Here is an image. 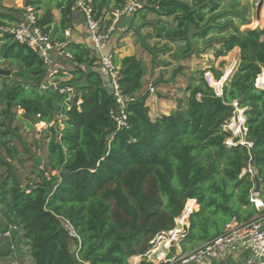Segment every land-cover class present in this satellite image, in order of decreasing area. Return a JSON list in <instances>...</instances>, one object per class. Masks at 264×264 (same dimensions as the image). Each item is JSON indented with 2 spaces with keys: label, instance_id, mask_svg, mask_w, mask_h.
I'll list each match as a JSON object with an SVG mask.
<instances>
[{
  "label": "trees",
  "instance_id": "trees-1",
  "mask_svg": "<svg viewBox=\"0 0 264 264\" xmlns=\"http://www.w3.org/2000/svg\"><path fill=\"white\" fill-rule=\"evenodd\" d=\"M127 2L90 0L100 31L110 24V12ZM141 3L124 17H138L153 29L155 39L175 45L169 48L171 60L188 62L208 50L220 58L237 48L239 61L221 96L206 84L204 73L219 80L222 72L214 67L196 70L187 77L176 108L151 120L145 105L149 93L142 94L147 75L143 59L111 54L125 99L126 126L117 131L112 114L119 105L98 55L90 43L71 42L64 35L75 1L24 0L23 8L14 9L0 0V27L19 23L30 7L36 25L52 33L57 50L70 56L65 58L67 80L54 87L47 81L50 70L34 50L10 34L0 37V68L11 73L0 76V148L6 152L0 158V244L8 246L2 258L13 254L10 246H15L20 248L15 258L19 264H130L132 257L144 256L158 232L172 228L189 199L198 208L189 216L179 246L181 252L192 251L220 236L230 220L245 221L256 214L249 201L254 184L248 165L260 180L257 197L264 205V89L255 87L264 68V20L241 31L239 26L250 22L240 18L236 24L238 13L220 10V0ZM261 9L264 13V2ZM53 10L59 13L57 23ZM148 14L157 20L145 22ZM110 39L105 53L110 52ZM65 88L72 92H60ZM233 103L244 109L250 148L224 144L231 138L226 125ZM59 115L62 129L55 125L37 132L44 134L45 161L40 165L35 159V170L22 179L12 144L19 139L14 122L34 130L38 122L49 124ZM7 232L10 238L2 237Z\"/></svg>",
  "mask_w": 264,
  "mask_h": 264
},
{
  "label": "built area",
  "instance_id": "built-area-1",
  "mask_svg": "<svg viewBox=\"0 0 264 264\" xmlns=\"http://www.w3.org/2000/svg\"><path fill=\"white\" fill-rule=\"evenodd\" d=\"M74 1L84 19L87 30V43L92 45L95 54L98 55L100 69L106 75L114 96L118 101V111L112 114V117L115 120L116 130L120 131L126 126V115L124 114L125 99L121 96L116 83L117 68L112 62V55L111 53H105V50L107 49L110 36L121 18L141 8V0H128L122 8L112 10L108 15L110 24L102 31H100V23L95 19V13L90 0ZM181 1L190 2L191 0ZM261 1L264 2V0ZM5 33L12 35L15 42L34 50L47 69L51 68L55 54L70 58L69 54L59 52L57 50L58 45L52 42L51 36L48 33L42 32L36 25V17L30 7L25 9V13L19 23L10 27H0V37ZM64 35L67 37L68 31H65ZM229 73L230 71L219 80H215L210 72L204 73L206 84L212 88L216 96H221L223 84L228 78ZM255 87L264 89V68L261 69L255 79ZM60 92L71 93L72 89H61ZM232 106V116L226 125V129L230 132L231 138L227 139L224 144L227 147L240 144L250 148L251 143L245 141L247 129L245 126L246 118L244 116V109L239 108L237 103H233ZM61 120L62 116L59 115L54 122L49 124L38 122L36 125H39L41 129H47L55 125L57 128L62 129ZM246 171L252 178L253 171L250 165H248ZM257 196L251 191L249 201L253 204L257 212L250 219L245 221L232 219L225 224L223 233L220 236L200 245L192 251L181 252L179 244L186 236L189 228V216L198 208L195 200H187L181 213L174 218L172 228L158 232L150 242V247L144 256L132 257L129 263L264 264V205ZM64 227L69 232V235L73 236L72 230L67 222H65ZM2 237L10 238V234L7 232ZM10 249L14 252L15 248L14 246H10ZM11 264L19 263L15 259Z\"/></svg>",
  "mask_w": 264,
  "mask_h": 264
},
{
  "label": "rangeland",
  "instance_id": "rangeland-1",
  "mask_svg": "<svg viewBox=\"0 0 264 264\" xmlns=\"http://www.w3.org/2000/svg\"><path fill=\"white\" fill-rule=\"evenodd\" d=\"M260 1L261 0H220V10H226L228 12L234 10V12L238 13L239 18L233 19L238 25L240 18L248 20L250 22L249 25L239 26L241 31L247 28L254 29L258 27L256 25L259 24L260 21L264 20V13L261 9L262 4L257 17V6ZM1 4L6 8L16 9L15 6H10L12 0H1ZM52 12L56 14V11L53 10ZM156 20V16L148 14L145 22H155ZM143 24L144 22L138 17H136L135 20L132 16L123 17L117 25L115 33L111 35L113 41L110 45V50L111 54L118 58L122 57L124 54H133L143 59L147 67V75L143 80L142 94L146 92L149 93V98L145 105L149 108V117L151 120L161 115H167L176 108V101L184 98L182 90L185 88L187 77L191 72L214 67L221 71L223 76L226 71L231 70V73H229V76H231L238 66L239 50L237 48L220 58H215L212 50H208L205 54L192 57L188 62H175L171 60L169 54V48H173L175 45L155 39L153 29L145 27ZM50 35L53 38L52 33ZM214 48H218V45H214ZM6 66H8V64ZM180 66L184 67L181 72L182 74L177 72ZM97 67L99 66L97 65ZM66 77L67 76H64V78ZM62 80L63 79L54 81L55 86L66 81V79ZM15 127L18 129L17 134L19 139L15 138L12 144L17 150L15 157L20 160L21 163L19 165L21 166H17L15 162L14 166L18 167L19 174H21V178L23 179L25 177L23 174L27 175L35 170V159L40 161V165L45 161L46 143L43 141V132L40 134L37 133L43 130L39 125H36L33 130L23 123L16 121L13 124V128ZM3 157H6V152L0 148V158ZM23 186H26V184ZM14 245H16L15 242ZM6 247L8 246L1 243L0 253L7 250ZM14 248V253L8 257L2 258L0 256V264H11L12 261H15V258H17L20 253V248L19 250L18 248L16 250L15 246ZM70 249L71 252L75 250L73 242H71ZM24 250L21 249L22 252ZM28 260L27 258L24 261L26 262Z\"/></svg>",
  "mask_w": 264,
  "mask_h": 264
},
{
  "label": "crops",
  "instance_id": "crops-1",
  "mask_svg": "<svg viewBox=\"0 0 264 264\" xmlns=\"http://www.w3.org/2000/svg\"><path fill=\"white\" fill-rule=\"evenodd\" d=\"M23 1L24 0H12V4H10V6L11 7L15 6L16 9L23 8ZM54 11H56V14H53L54 20L57 23V21L59 19V13L57 10H54ZM66 31H68L67 39L69 41L81 43V44H86V45L88 44L87 43V30H86V26L84 23V19H83L81 12L77 9V7H75L73 10L72 17H71V24H70V27ZM112 41H113V39L111 38L110 39V45H111ZM108 49L110 51L109 53H111L110 47ZM131 55H133V54H124L122 57L131 56ZM122 57H120V58H122ZM49 70H50V72H48V80L47 81H48V84H50L51 86H55L54 81H56V80H58V81H60L61 79L67 80V78H68V77H66V78L61 77V75L65 76L68 73V62L65 59V57H63L62 55H59V54L54 55L53 64ZM229 71L231 73V70H228L225 72V74H227ZM228 77H229V75H228ZM163 112H165V111H163ZM164 114H166V113H164ZM218 264H222V263H218Z\"/></svg>",
  "mask_w": 264,
  "mask_h": 264
},
{
  "label": "water",
  "instance_id": "water-1",
  "mask_svg": "<svg viewBox=\"0 0 264 264\" xmlns=\"http://www.w3.org/2000/svg\"><path fill=\"white\" fill-rule=\"evenodd\" d=\"M261 4H262V1H260L258 3V6H257V17H258V14H259V10H260ZM0 76L11 77V73L8 70H4V69L0 68ZM252 181H253V184H254L252 192L254 194L258 195L259 192H260V189H261V184H260V180L258 178V175H257V173L255 171H253ZM56 184H57V182H54L52 184V187H54ZM73 260L75 262L77 261V256L76 255L73 256Z\"/></svg>",
  "mask_w": 264,
  "mask_h": 264
}]
</instances>
